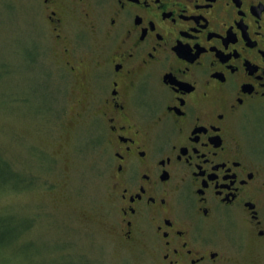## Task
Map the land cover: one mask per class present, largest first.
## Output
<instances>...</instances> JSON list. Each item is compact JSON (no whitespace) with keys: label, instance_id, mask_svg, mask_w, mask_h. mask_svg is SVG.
I'll return each instance as SVG.
<instances>
[{"label":"flooded vegetation","instance_id":"af4514ba","mask_svg":"<svg viewBox=\"0 0 264 264\" xmlns=\"http://www.w3.org/2000/svg\"><path fill=\"white\" fill-rule=\"evenodd\" d=\"M32 2L100 131L120 240L161 264L264 253V0Z\"/></svg>","mask_w":264,"mask_h":264},{"label":"rangeland","instance_id":"374dc122","mask_svg":"<svg viewBox=\"0 0 264 264\" xmlns=\"http://www.w3.org/2000/svg\"><path fill=\"white\" fill-rule=\"evenodd\" d=\"M34 5L0 0V160L24 180L0 174V264H161L117 234L100 131L80 119L77 85ZM235 264H264V253Z\"/></svg>","mask_w":264,"mask_h":264},{"label":"trees","instance_id":"16d2710c","mask_svg":"<svg viewBox=\"0 0 264 264\" xmlns=\"http://www.w3.org/2000/svg\"><path fill=\"white\" fill-rule=\"evenodd\" d=\"M46 92V90H45V88H44V91L43 92H40V91H38L37 93H35L34 95H36V96H39V94H40V96L42 95V94H44ZM47 95L49 96L50 94L47 92ZM39 98V97H38ZM41 98V97H40ZM50 100V99H49ZM1 161V160H0ZM3 169H5V171H6V173L8 174V181H10L11 180V182L12 181H14V183L18 186H22V184L24 183V180H21V176H19V175H13V173L11 172V168H10V166H9V164H6V163H4L3 161H1L0 162V174H1V172H2V170ZM18 186V187H19ZM17 187V188H18ZM16 188V187H15ZM14 190H16V189H14ZM18 190V189H17ZM1 241H5V239H4V237H1V239H0Z\"/></svg>","mask_w":264,"mask_h":264}]
</instances>
